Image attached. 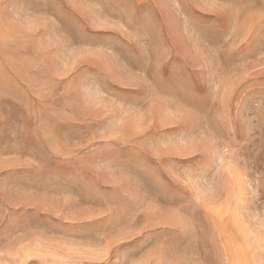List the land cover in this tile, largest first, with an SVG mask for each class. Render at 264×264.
Wrapping results in <instances>:
<instances>
[{"label":"rangeland","instance_id":"374dc122","mask_svg":"<svg viewBox=\"0 0 264 264\" xmlns=\"http://www.w3.org/2000/svg\"><path fill=\"white\" fill-rule=\"evenodd\" d=\"M0 264H264V0H0Z\"/></svg>","mask_w":264,"mask_h":264}]
</instances>
